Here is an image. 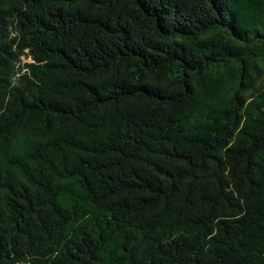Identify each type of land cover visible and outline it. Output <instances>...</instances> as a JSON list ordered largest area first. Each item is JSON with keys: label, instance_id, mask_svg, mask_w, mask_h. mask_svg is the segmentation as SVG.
Wrapping results in <instances>:
<instances>
[{"label": "trees", "instance_id": "trees-1", "mask_svg": "<svg viewBox=\"0 0 264 264\" xmlns=\"http://www.w3.org/2000/svg\"><path fill=\"white\" fill-rule=\"evenodd\" d=\"M0 264H264V0H0Z\"/></svg>", "mask_w": 264, "mask_h": 264}]
</instances>
